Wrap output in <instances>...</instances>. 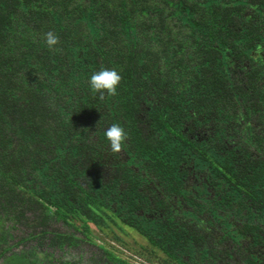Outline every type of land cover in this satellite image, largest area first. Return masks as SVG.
<instances>
[{
    "label": "trees",
    "instance_id": "trees-1",
    "mask_svg": "<svg viewBox=\"0 0 264 264\" xmlns=\"http://www.w3.org/2000/svg\"><path fill=\"white\" fill-rule=\"evenodd\" d=\"M92 227L264 264V0H0V264H131Z\"/></svg>",
    "mask_w": 264,
    "mask_h": 264
},
{
    "label": "rangeland",
    "instance_id": "rangeland-1",
    "mask_svg": "<svg viewBox=\"0 0 264 264\" xmlns=\"http://www.w3.org/2000/svg\"><path fill=\"white\" fill-rule=\"evenodd\" d=\"M117 236L121 239V242L116 241L94 227H92V233L90 238L97 244H102L107 249H110L117 256L129 261L131 264H159L158 260L153 254H149L150 247L147 242L142 239L137 233L132 230H127L124 234L121 231L115 229ZM80 250H68L66 254L61 253L64 258H78L81 254V263L86 262L91 252H95L96 248L92 245L83 243L80 245ZM161 256V254H159ZM156 261V262H154Z\"/></svg>",
    "mask_w": 264,
    "mask_h": 264
},
{
    "label": "clouds",
    "instance_id": "clouds-1",
    "mask_svg": "<svg viewBox=\"0 0 264 264\" xmlns=\"http://www.w3.org/2000/svg\"><path fill=\"white\" fill-rule=\"evenodd\" d=\"M46 43L49 48L58 44V37L52 32L46 34ZM121 81L120 73L114 68H101L94 71L89 78L90 88L101 95L104 91L115 93ZM104 136L109 142L112 152L119 153L127 140L128 133L118 123H113L104 130Z\"/></svg>",
    "mask_w": 264,
    "mask_h": 264
},
{
    "label": "flooded vegetation",
    "instance_id": "flooded-vegetation-1",
    "mask_svg": "<svg viewBox=\"0 0 264 264\" xmlns=\"http://www.w3.org/2000/svg\"><path fill=\"white\" fill-rule=\"evenodd\" d=\"M221 264V263H220Z\"/></svg>",
    "mask_w": 264,
    "mask_h": 264
}]
</instances>
